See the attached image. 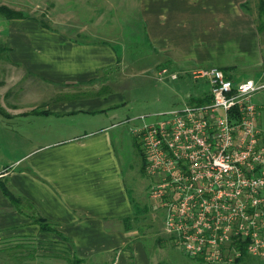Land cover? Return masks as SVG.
<instances>
[{
	"label": "crops",
	"instance_id": "0c3cea01",
	"mask_svg": "<svg viewBox=\"0 0 264 264\" xmlns=\"http://www.w3.org/2000/svg\"><path fill=\"white\" fill-rule=\"evenodd\" d=\"M105 1L0 0L24 14L47 10L49 20L0 19V132L19 136L18 151L0 166V183L14 196L0 188L5 264H13L11 254L19 264H44L42 244L59 242L81 264H96L106 253L110 264H160L137 226L148 205L139 208L130 198L111 136L117 110L110 105L121 100L111 84L121 79L125 60L121 43L100 33L115 17L106 16ZM245 1L141 0L145 34L158 53L152 66L181 70L195 60L227 68L239 52L246 55L242 65L258 68L253 79L264 81V44ZM69 26L86 39L68 36ZM38 217L51 228L41 229Z\"/></svg>",
	"mask_w": 264,
	"mask_h": 264
},
{
	"label": "built area",
	"instance_id": "2783aa9c",
	"mask_svg": "<svg viewBox=\"0 0 264 264\" xmlns=\"http://www.w3.org/2000/svg\"><path fill=\"white\" fill-rule=\"evenodd\" d=\"M190 74L210 86L201 101L155 121L141 117L131 129L153 181L149 198L164 213L169 241L191 258L264 259V131L252 100L264 81L236 80L215 66Z\"/></svg>",
	"mask_w": 264,
	"mask_h": 264
},
{
	"label": "rangeland",
	"instance_id": "374dc122",
	"mask_svg": "<svg viewBox=\"0 0 264 264\" xmlns=\"http://www.w3.org/2000/svg\"><path fill=\"white\" fill-rule=\"evenodd\" d=\"M141 0H106L101 5L106 9V16L111 18V24L101 29L100 33L105 31L107 38L121 43V50L124 51V62L121 70V79L117 83L111 85L117 87L116 93L121 97L119 103H114L110 106L117 110V116L112 121L115 124L110 129L111 136L117 153L120 167L123 173L124 184L128 190L132 201L141 208L147 204V211L139 212L138 226L142 240L148 254L158 256L160 264H230L226 262L208 263L204 260L191 258L181 249L173 245L167 236L161 232L163 227L164 213L161 209L149 198V189L152 185V178L142 169L143 149L140 139L131 132V128L139 123H142L141 117L144 121H155L165 113L173 108L181 107L183 103L194 102L200 95L207 93L210 86L205 78H193L190 74L191 67L205 66L209 67V63L197 65V61H188L184 64L181 70L153 67V60H157L158 53L152 49L155 46L145 34V26H143L140 14ZM51 5V4H49ZM249 10L254 15V22L257 24V0H249ZM57 7L64 9V5H57ZM117 8V10H116ZM49 9V7H48ZM45 12H27L24 15H36L42 22L48 20ZM0 19H5L0 14ZM11 19V18H10ZM45 21V22H44ZM68 22L75 23L74 20ZM110 21V20H109ZM48 23V22H47ZM82 23V21H81ZM122 25V29L119 28ZM2 26V25H0ZM68 36L75 39H86L82 33L77 32L78 29L72 26L66 27ZM81 31V30H80ZM121 33V35H120ZM119 34V35H118ZM264 39V34L260 37ZM2 42V31L0 30V46ZM195 47V46H194ZM4 52V51H3ZM1 53V56L4 53ZM246 55L237 52L230 58L235 63L232 67H221L226 73L241 80L245 78L255 77V72L258 68H253L251 65H242L245 61ZM250 60L246 61L249 62ZM151 64L148 71L144 72L143 66ZM188 68V69H187ZM166 72L159 74L161 70ZM131 74L130 76V73ZM110 85V84H109ZM253 102L260 106L259 127L264 131V89L256 91L253 95ZM2 133L0 132V166L7 164L8 161L16 154L17 149V133H3L9 137L2 140ZM16 140V142H15ZM5 142L7 146L3 143ZM11 142H14L12 144ZM150 225V226H149ZM155 237H159L158 242ZM42 262L44 264H69L68 258H71V250L66 243H50L42 244ZM29 254V249L20 251ZM111 253L104 254L102 260H98L96 264H110L107 259ZM10 262L19 264L22 262L18 254H11L9 256ZM4 255H0V264H5ZM30 256L27 258L29 259ZM245 262L243 264H263V260L259 257L246 254L244 256ZM104 259V260H103ZM88 264V262H85ZM235 264V263H231Z\"/></svg>",
	"mask_w": 264,
	"mask_h": 264
},
{
	"label": "trees",
	"instance_id": "16d2710c",
	"mask_svg": "<svg viewBox=\"0 0 264 264\" xmlns=\"http://www.w3.org/2000/svg\"><path fill=\"white\" fill-rule=\"evenodd\" d=\"M248 1H245L242 3V7L249 10ZM0 14L3 15L5 18H22L25 17L24 13L20 10H15L13 8H10L6 5L0 4ZM257 31L260 33V37L264 34V0H257V24H256ZM262 44H264V39H261ZM5 47L0 46V56L1 53L4 51ZM203 98H198V101H201ZM144 158V157H143ZM144 162V161H143ZM142 169L144 170V163ZM0 188L3 190L4 194L10 196L11 198H14L8 190L5 188V186L0 183ZM40 224L41 229H49L51 228L50 223H48L45 219L42 217H38L35 219ZM69 261V264H81L82 259L76 257L75 255H72L71 258L67 259Z\"/></svg>",
	"mask_w": 264,
	"mask_h": 264
},
{
	"label": "clouds",
	"instance_id": "9594fccd",
	"mask_svg": "<svg viewBox=\"0 0 264 264\" xmlns=\"http://www.w3.org/2000/svg\"><path fill=\"white\" fill-rule=\"evenodd\" d=\"M247 87H252V82L250 81Z\"/></svg>",
	"mask_w": 264,
	"mask_h": 264
}]
</instances>
